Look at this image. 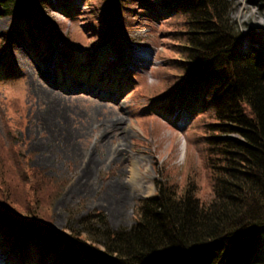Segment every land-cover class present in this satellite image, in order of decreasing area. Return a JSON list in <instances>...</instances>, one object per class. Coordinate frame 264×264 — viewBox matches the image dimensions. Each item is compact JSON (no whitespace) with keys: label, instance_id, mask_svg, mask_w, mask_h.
Wrapping results in <instances>:
<instances>
[{"label":"rangeland","instance_id":"374dc122","mask_svg":"<svg viewBox=\"0 0 264 264\" xmlns=\"http://www.w3.org/2000/svg\"><path fill=\"white\" fill-rule=\"evenodd\" d=\"M132 1L114 12L107 0H52L38 29L49 42L0 17V201L58 231L93 213L128 228L158 181L195 178L198 197L211 192L197 141L207 115H192L185 96L155 99L181 73V19L157 0ZM263 7L231 0L246 45L264 28ZM1 243L0 264H25Z\"/></svg>","mask_w":264,"mask_h":264},{"label":"trees","instance_id":"16d2710c","mask_svg":"<svg viewBox=\"0 0 264 264\" xmlns=\"http://www.w3.org/2000/svg\"><path fill=\"white\" fill-rule=\"evenodd\" d=\"M107 1L117 12L127 0ZM157 3L173 9L183 28L173 44L181 73L155 99L185 96L194 115H207L197 141L210 195L198 197L195 178L183 188L158 181L130 227L113 230L93 213L69 233L0 201V238L11 257L25 264H264V28L246 45L230 17L231 0ZM46 4L0 0V17L36 37Z\"/></svg>","mask_w":264,"mask_h":264},{"label":"bare ground","instance_id":"6f19581e","mask_svg":"<svg viewBox=\"0 0 264 264\" xmlns=\"http://www.w3.org/2000/svg\"><path fill=\"white\" fill-rule=\"evenodd\" d=\"M42 75L44 76V73H42ZM135 178H136V177L133 175V176H132V180H133L134 182H136V181H135Z\"/></svg>","mask_w":264,"mask_h":264}]
</instances>
